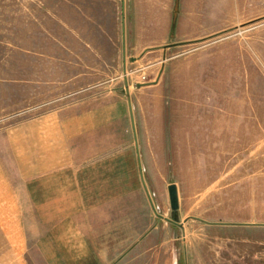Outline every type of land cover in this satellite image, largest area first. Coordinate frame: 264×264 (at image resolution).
Segmentation results:
<instances>
[{"label":"rangeland","instance_id":"obj_1","mask_svg":"<svg viewBox=\"0 0 264 264\" xmlns=\"http://www.w3.org/2000/svg\"><path fill=\"white\" fill-rule=\"evenodd\" d=\"M169 1L178 46L130 62L117 0H0V196L29 194L47 165L84 169L150 197V250L132 264H264V0ZM157 28L139 45L163 44Z\"/></svg>","mask_w":264,"mask_h":264},{"label":"crops","instance_id":"obj_2","mask_svg":"<svg viewBox=\"0 0 264 264\" xmlns=\"http://www.w3.org/2000/svg\"><path fill=\"white\" fill-rule=\"evenodd\" d=\"M117 2L111 18L121 22V43L127 45L128 51L136 50L134 54L128 52L130 62L135 57L149 59L158 47L162 49L163 61L166 60L168 51L178 46L177 35L174 41L170 40L174 17L178 27V6H172L168 0L152 13L148 5L129 8L133 5L129 1ZM97 16H102L101 12ZM159 17L162 22L151 25V19ZM152 27H158L163 44L139 45L150 42ZM132 42L136 45L131 48ZM163 65L161 62L160 67ZM95 162L89 165L91 170L102 165ZM54 165L45 167L47 177L30 179L29 194L18 195L6 185V193L0 196L4 219L0 220V264H30L27 261L37 255L46 259V264H132L136 249L138 257L150 250L149 196L146 203L134 204L128 201L134 194L129 196L127 188L120 192L116 179L89 176L84 169L75 170L73 176L56 177L61 173ZM14 213L18 215L12 217ZM21 214H29L23 224L18 218Z\"/></svg>","mask_w":264,"mask_h":264},{"label":"water","instance_id":"obj_3","mask_svg":"<svg viewBox=\"0 0 264 264\" xmlns=\"http://www.w3.org/2000/svg\"><path fill=\"white\" fill-rule=\"evenodd\" d=\"M168 46H172V45H168ZM125 51V49H124ZM125 52H124V60H125ZM134 60V59H132ZM164 68V65L162 66V69ZM123 73L126 74V63L124 62V66H123ZM157 84V81L151 82V83H146V84H138L137 86H149V85H154ZM127 98H128V108H129V112H130V118H131V122L133 125V129H134V119H133V110H132V105H131V99H130V94L127 90ZM136 136V135H135ZM135 143H136V138H135ZM168 194H169V202H170V209L172 212V217L174 219H177V211L179 208V197H178V192H177V187L175 184H170L168 185ZM165 220H169L167 218H164Z\"/></svg>","mask_w":264,"mask_h":264},{"label":"built area","instance_id":"obj_4","mask_svg":"<svg viewBox=\"0 0 264 264\" xmlns=\"http://www.w3.org/2000/svg\"><path fill=\"white\" fill-rule=\"evenodd\" d=\"M142 79L145 80V75L144 74L142 75Z\"/></svg>","mask_w":264,"mask_h":264}]
</instances>
